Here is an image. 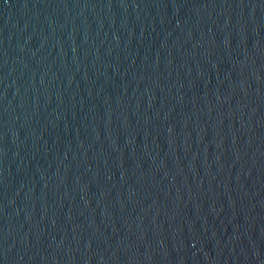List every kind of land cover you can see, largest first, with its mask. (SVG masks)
I'll list each match as a JSON object with an SVG mask.
<instances>
[{
  "label": "water",
  "instance_id": "1",
  "mask_svg": "<svg viewBox=\"0 0 264 264\" xmlns=\"http://www.w3.org/2000/svg\"><path fill=\"white\" fill-rule=\"evenodd\" d=\"M0 264H264V0H0Z\"/></svg>",
  "mask_w": 264,
  "mask_h": 264
}]
</instances>
